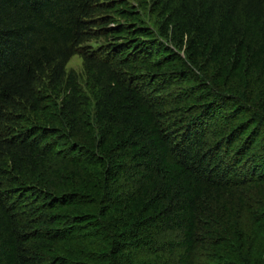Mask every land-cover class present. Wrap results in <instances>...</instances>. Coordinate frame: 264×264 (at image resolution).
Wrapping results in <instances>:
<instances>
[{
  "label": "trees",
  "instance_id": "1",
  "mask_svg": "<svg viewBox=\"0 0 264 264\" xmlns=\"http://www.w3.org/2000/svg\"><path fill=\"white\" fill-rule=\"evenodd\" d=\"M0 264H264V0H0Z\"/></svg>",
  "mask_w": 264,
  "mask_h": 264
},
{
  "label": "rangeland",
  "instance_id": "2",
  "mask_svg": "<svg viewBox=\"0 0 264 264\" xmlns=\"http://www.w3.org/2000/svg\"><path fill=\"white\" fill-rule=\"evenodd\" d=\"M95 44H96V46H99V45L103 44V41H101V39H99V41H97ZM67 68L70 70L75 69L76 71H79L81 68L80 58L77 56H74L72 58V60L70 61V63L68 64Z\"/></svg>",
  "mask_w": 264,
  "mask_h": 264
}]
</instances>
